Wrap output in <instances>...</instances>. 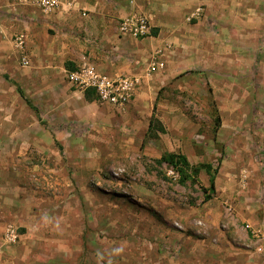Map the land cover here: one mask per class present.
I'll list each match as a JSON object with an SVG mask.
<instances>
[{"label": "crops", "instance_id": "0c3cea01", "mask_svg": "<svg viewBox=\"0 0 264 264\" xmlns=\"http://www.w3.org/2000/svg\"><path fill=\"white\" fill-rule=\"evenodd\" d=\"M231 2L59 0L57 8L43 11L34 4L0 0V264H103L101 258L108 264H264V240L252 233L264 235V136L262 142L261 136L245 130L255 117H222L217 109L220 123L209 142L195 134L196 150L189 151V141L168 134L167 120L154 114L156 102H175L162 95L165 90L189 87L194 96L205 99L200 58L216 57L215 40L231 43L239 37L241 45L234 55L245 61L236 71L213 68L209 99L236 102L237 95L240 100L248 95V75L257 69V58L252 70L247 67L248 24L240 18L237 31L232 16L223 11L232 7L247 11L249 5L247 0ZM140 15L148 19L150 35L119 32L121 19ZM263 30L264 24L257 31ZM83 63L111 77L135 81L129 101L118 108L99 102L91 88L72 85L66 72ZM152 117L162 122L163 131L151 137ZM121 140L131 142L132 151L143 150L154 159L167 151L184 154L190 164L212 163L217 169L215 192L201 200L198 211L172 213L173 227L163 222L168 211L132 209L131 222L145 218V225L131 227L127 250L116 244L104 248L94 230L89 238L81 231L73 244L75 230L70 227L54 229L56 236L42 243L38 235L45 233L33 225L32 208H27L28 216L14 213L22 214L30 203L21 176L10 171L12 166L22 170L26 165L33 171L35 158L47 155L54 167L97 169L105 147L111 145L109 152L114 153L112 145ZM82 147L86 152L76 150ZM199 175L201 184L208 186L203 179L207 176L208 181L206 172L201 169ZM54 197L63 205L71 201L65 191ZM99 213L92 212L96 218ZM8 224L17 230L15 243L2 239Z\"/></svg>", "mask_w": 264, "mask_h": 264}, {"label": "rangeland", "instance_id": "374dc122", "mask_svg": "<svg viewBox=\"0 0 264 264\" xmlns=\"http://www.w3.org/2000/svg\"><path fill=\"white\" fill-rule=\"evenodd\" d=\"M231 1L232 5L239 3V0ZM247 3L249 5L247 11L232 7L223 13L232 16L230 22L232 26H236L237 31L239 29L237 21L240 18L241 22L245 21L246 25L248 24V41L244 44L248 51L247 67L252 70L255 58H257L256 71L248 75V95L246 94L241 100L237 95L234 100L236 102H212L208 96L210 92L208 87L214 85L208 81V78L213 76L211 72L213 68L219 66L224 71L230 69L236 71L240 66H244L245 60L234 55L241 45L239 37H236L237 39L231 43L215 40L216 57L207 60L200 58V65L204 70L200 73L204 81L201 87L207 94L204 100L194 96L188 87L186 90L172 88V91H163V96L174 99L175 102H156L154 111L156 118L161 117L167 120L165 126L168 134L174 133L180 137L182 135L184 139H187L189 151L196 150L192 148V142L195 143L193 137L195 134L203 135L204 139L209 142L215 126L214 109H218L222 117L232 115L244 118L255 117L253 122L245 125V130L253 136H261L258 138L263 142L261 138L264 136V30L263 33H258L257 30L264 24V6L262 7L264 0H247ZM257 5H261L259 10L256 8ZM228 22V20L224 21L227 26ZM256 50L258 51L257 57L255 56ZM203 60L209 62L205 64V68ZM182 86H185V83ZM212 88L219 91L218 86ZM228 105L230 106L226 107ZM170 142L173 143V140L171 139ZM114 144L112 145L115 148L114 153L109 152L111 145L105 147L104 161L102 164L95 165L97 169L86 170L84 166L79 165L68 166V169L66 166L54 167L48 163L47 155H39L35 158L36 161L33 162L37 166L33 171L27 169L26 165L22 170H19L16 165L12 166L13 171H10L21 176L20 183L24 185L27 194L29 193L27 199L29 201L26 200V202L30 203L23 208L22 214L19 210L14 213L17 217L28 216L31 212L27 208H32L33 225L38 226L45 233L38 235L42 243L47 242L43 239L56 236L54 234L58 231L54 229L60 231V229L70 227L75 230L73 237L77 240L76 242L74 240L73 244L78 243L81 231L86 232L89 238V233L94 230L99 239H102L99 242L104 244V248H108V244L112 246L116 244L120 250H127L131 245V227L142 228L145 225L143 222L145 218L136 220L135 224L131 222L132 209L152 214L168 211L170 215L163 222L169 227L174 226L175 219L172 213L199 210L203 193L197 183L189 180L180 183L179 175L176 178L170 177L166 171L169 167L175 168L174 166L156 163L154 158L143 154V150L132 151L131 142L121 140ZM76 150L86 152L87 149L82 147ZM117 151H120L119 155ZM165 152L167 151L163 153ZM76 155L77 158L82 157L78 153ZM61 156L63 160L66 157L62 153ZM63 162L65 163V160ZM203 179L208 184L207 176ZM197 180L203 184L200 175L197 176ZM64 191L71 198V201L65 205L54 197ZM220 208L223 209L222 206ZM95 210L102 212L97 215V218L92 214ZM82 212L87 213V217ZM152 220L156 222L155 219ZM20 227L18 225L17 228L20 229ZM101 260L103 264H108L104 258Z\"/></svg>", "mask_w": 264, "mask_h": 264}, {"label": "built area", "instance_id": "2783aa9c", "mask_svg": "<svg viewBox=\"0 0 264 264\" xmlns=\"http://www.w3.org/2000/svg\"><path fill=\"white\" fill-rule=\"evenodd\" d=\"M20 4H34L43 11H50L59 5V0H15ZM118 30L121 34H130L134 37H145L150 35L149 21L143 16L123 18L119 21ZM22 38L18 43H22ZM21 63H27V59L20 58ZM66 79L75 87L87 89L91 88L94 91L96 99L99 102H107L115 107L125 105L133 90L135 81L126 76L111 77L105 73L99 72L94 66L88 63H83L73 70L66 72ZM167 175L172 178L178 177V172L175 168L169 167L166 171ZM254 237L259 240H264V235L258 231H253ZM18 238L16 228L12 224H8L4 230L2 239L5 243H15Z\"/></svg>", "mask_w": 264, "mask_h": 264}, {"label": "trees", "instance_id": "16d2710c", "mask_svg": "<svg viewBox=\"0 0 264 264\" xmlns=\"http://www.w3.org/2000/svg\"><path fill=\"white\" fill-rule=\"evenodd\" d=\"M213 121L215 125L214 128L216 129L220 123V117L217 109H214ZM154 122L155 119L152 117L148 128L150 130L151 127V134H149L151 137L156 135V131H163L161 124L159 122L154 124ZM154 161L158 164L166 163L168 165L174 166L179 173L178 181L180 183H184L187 180L191 181L192 183H197L203 193V201L210 199L212 194L215 192V174L217 169L213 167L212 163L200 162L197 164H190L184 154L173 152H165L159 158L154 159ZM201 169H203L208 175V186L202 185L197 180V176L199 175V171Z\"/></svg>", "mask_w": 264, "mask_h": 264}]
</instances>
